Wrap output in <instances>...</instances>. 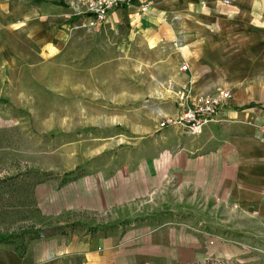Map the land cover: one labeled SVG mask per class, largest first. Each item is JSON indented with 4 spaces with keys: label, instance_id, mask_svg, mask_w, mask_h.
Instances as JSON below:
<instances>
[{
    "label": "rangeland",
    "instance_id": "1",
    "mask_svg": "<svg viewBox=\"0 0 264 264\" xmlns=\"http://www.w3.org/2000/svg\"><path fill=\"white\" fill-rule=\"evenodd\" d=\"M47 1L39 17L13 1L0 32V248L19 255L43 237L155 226L190 200L177 179L195 135L157 128L179 112L169 12L133 0L90 24L73 0Z\"/></svg>",
    "mask_w": 264,
    "mask_h": 264
},
{
    "label": "crops",
    "instance_id": "2",
    "mask_svg": "<svg viewBox=\"0 0 264 264\" xmlns=\"http://www.w3.org/2000/svg\"><path fill=\"white\" fill-rule=\"evenodd\" d=\"M13 1L38 17L55 10L47 0H0V32L14 18ZM227 1L157 4L169 12L157 15L173 34L165 45L188 68L173 61V81L189 78L194 93L230 94L214 121L182 143L191 153L181 157L189 167H181L177 191L189 193V205L155 226L43 237L21 255L0 248V264H264V0Z\"/></svg>",
    "mask_w": 264,
    "mask_h": 264
},
{
    "label": "built area",
    "instance_id": "3",
    "mask_svg": "<svg viewBox=\"0 0 264 264\" xmlns=\"http://www.w3.org/2000/svg\"><path fill=\"white\" fill-rule=\"evenodd\" d=\"M133 0H73L74 7L80 12L90 15V24L100 22L107 12ZM223 2H228L223 0ZM179 71H186L187 64L180 62L177 66ZM168 86L175 96V104L178 109L176 116H162L158 123V129L176 127L184 129L190 135L198 134L209 122L214 121L219 109L229 100L230 94L227 90L216 88L211 93H194L191 80L186 78L175 83L167 80ZM264 132V124L260 126Z\"/></svg>",
    "mask_w": 264,
    "mask_h": 264
}]
</instances>
